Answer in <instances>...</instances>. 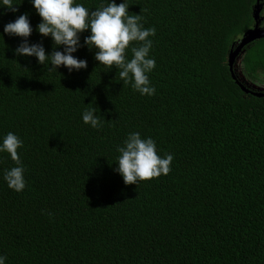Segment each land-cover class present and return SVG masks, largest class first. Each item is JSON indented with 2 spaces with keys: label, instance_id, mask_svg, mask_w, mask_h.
Segmentation results:
<instances>
[{
  "label": "trees",
  "instance_id": "trees-1",
  "mask_svg": "<svg viewBox=\"0 0 264 264\" xmlns=\"http://www.w3.org/2000/svg\"><path fill=\"white\" fill-rule=\"evenodd\" d=\"M110 2L75 0L89 12ZM126 3L156 30L154 95L95 59L98 49L84 43L90 30L73 54L87 69L50 71V61L18 56L25 41L4 26L22 14L29 45L42 43L50 57L54 41L38 33L30 0H13L17 11L0 0V146L9 132L22 140L26 181L22 192L8 187L4 174L18 165L0 152V256L5 264H264V98L245 94L228 62L256 0ZM249 48L245 73L255 80L264 39ZM89 108L102 127L83 122ZM133 132L173 156L168 175L125 184L117 149Z\"/></svg>",
  "mask_w": 264,
  "mask_h": 264
},
{
  "label": "clouds",
  "instance_id": "clouds-1",
  "mask_svg": "<svg viewBox=\"0 0 264 264\" xmlns=\"http://www.w3.org/2000/svg\"><path fill=\"white\" fill-rule=\"evenodd\" d=\"M42 22L37 31L43 37H51L54 41V50L49 57L41 44L29 45L33 29L28 14L4 26V32L9 36L24 39L25 43L15 50L18 56L38 58L41 65L50 61L53 66L50 71H56L61 66L69 71L87 69L86 60L77 59L73 54L81 46L80 34L90 30L91 35L85 38L87 47L98 49L95 59L108 68L115 66L118 76L125 83L133 82L134 90L142 95H154L155 88L150 86L147 75L155 68V60L149 58L155 28H144L142 16L129 14V7L124 2L117 4L111 0L107 5H100L95 11L89 12L82 4L75 0H30ZM3 6L10 11H17L13 0H2ZM143 11V10H142ZM135 44L136 46H132ZM64 47V51L55 50ZM130 48L132 58H127ZM83 122L92 128L102 127L100 118L95 109H86L82 115ZM23 147L22 140L12 132L3 139L0 152H7L16 163V167L7 170L4 179L10 189L22 192L26 187L24 168L18 154ZM120 153L116 171L123 177L126 185L137 184L138 181H151L161 175H168L173 156L166 154L161 157L157 154L155 142L151 139H142L138 132L130 133L124 141L123 147H118ZM6 257L0 256V264H5Z\"/></svg>",
  "mask_w": 264,
  "mask_h": 264
},
{
  "label": "water",
  "instance_id": "water-1",
  "mask_svg": "<svg viewBox=\"0 0 264 264\" xmlns=\"http://www.w3.org/2000/svg\"><path fill=\"white\" fill-rule=\"evenodd\" d=\"M258 15H259V8L258 4H256L254 11H253V16L255 21L257 22L255 26L249 30H247L243 37L239 39L237 43H235L231 51L229 53V68L231 72V76L233 80L237 83V85L241 88V90L248 95H253L258 98H264V88L261 87H256L254 89H250L241 79H240V74L236 68V65H238L240 61V57L244 54L243 49L245 46L248 44L260 40L264 38V30H261L258 27Z\"/></svg>",
  "mask_w": 264,
  "mask_h": 264
},
{
  "label": "flooded vegetation",
  "instance_id": "flooded-vegetation-1",
  "mask_svg": "<svg viewBox=\"0 0 264 264\" xmlns=\"http://www.w3.org/2000/svg\"><path fill=\"white\" fill-rule=\"evenodd\" d=\"M256 4H258V8H259V15H258V27L261 29V30H264V0H256V3L253 5V8H252V18H253V25L249 28H253L255 26V24L257 23L254 19V16H253V11H254V8L256 6ZM248 29V30H249ZM244 35V34H243ZM242 35V37H243ZM264 39V38H263ZM262 40V39H261ZM253 43V42H252ZM251 43V44H252ZM251 44H248L247 46L244 47L243 49V55L240 57V61H239V64L236 65V68L240 74V79L250 88V89H254L255 86H258L259 87H263L264 88V72H259V75L257 79H252V78H249L247 73H245V58L246 56H248L250 53V45Z\"/></svg>",
  "mask_w": 264,
  "mask_h": 264
},
{
  "label": "rangeland",
  "instance_id": "rangeland-1",
  "mask_svg": "<svg viewBox=\"0 0 264 264\" xmlns=\"http://www.w3.org/2000/svg\"><path fill=\"white\" fill-rule=\"evenodd\" d=\"M239 64V63H238ZM256 87H259V85L258 86H256ZM261 88H263V87H261Z\"/></svg>",
  "mask_w": 264,
  "mask_h": 264
}]
</instances>
